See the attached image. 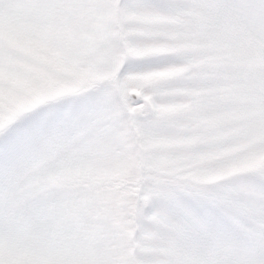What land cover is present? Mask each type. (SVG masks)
<instances>
[{"label": "rangeland", "instance_id": "1", "mask_svg": "<svg viewBox=\"0 0 264 264\" xmlns=\"http://www.w3.org/2000/svg\"><path fill=\"white\" fill-rule=\"evenodd\" d=\"M0 264H264V0H0Z\"/></svg>", "mask_w": 264, "mask_h": 264}, {"label": "water", "instance_id": "2", "mask_svg": "<svg viewBox=\"0 0 264 264\" xmlns=\"http://www.w3.org/2000/svg\"><path fill=\"white\" fill-rule=\"evenodd\" d=\"M132 95L134 96V97H136L137 95H135L134 93H132Z\"/></svg>", "mask_w": 264, "mask_h": 264}]
</instances>
